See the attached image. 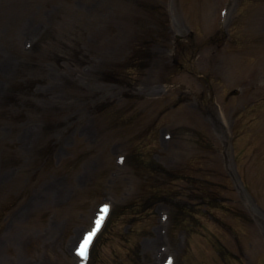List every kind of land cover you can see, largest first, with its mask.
I'll return each mask as SVG.
<instances>
[{
    "label": "rangeland",
    "instance_id": "rangeland-1",
    "mask_svg": "<svg viewBox=\"0 0 264 264\" xmlns=\"http://www.w3.org/2000/svg\"><path fill=\"white\" fill-rule=\"evenodd\" d=\"M147 4L159 6L166 29ZM147 32L160 58L128 123L143 130L162 108L170 112L153 136L139 138L101 115L108 104L116 115L126 107L125 88L101 71ZM200 74L213 79L211 96ZM33 80L32 94L13 88ZM10 90L17 107L27 104L23 121L0 123V264H77L73 249L99 204L117 212L147 202L148 182L142 188L121 161L132 143L167 169L214 171L215 192L247 220L217 211V222L171 232L168 205L157 201L146 216L113 220L97 264H264V0H0V114ZM47 147L52 157L41 159Z\"/></svg>",
    "mask_w": 264,
    "mask_h": 264
},
{
    "label": "snow or ice",
    "instance_id": "snow-or-ice-1",
    "mask_svg": "<svg viewBox=\"0 0 264 264\" xmlns=\"http://www.w3.org/2000/svg\"><path fill=\"white\" fill-rule=\"evenodd\" d=\"M102 212H107V208H104L102 210ZM102 219V217H101ZM99 223L100 221L97 222V228L99 227ZM95 235V232H91L88 234L87 237L84 238L83 242L81 243L80 245V250H79V255H81L82 257L83 256H86L87 254V250H88V246L89 244L91 243V240H92V237Z\"/></svg>",
    "mask_w": 264,
    "mask_h": 264
},
{
    "label": "trees",
    "instance_id": "trees-1",
    "mask_svg": "<svg viewBox=\"0 0 264 264\" xmlns=\"http://www.w3.org/2000/svg\"><path fill=\"white\" fill-rule=\"evenodd\" d=\"M156 168H157V167L155 166V168H153V169H155V171H156V170H157Z\"/></svg>",
    "mask_w": 264,
    "mask_h": 264
}]
</instances>
